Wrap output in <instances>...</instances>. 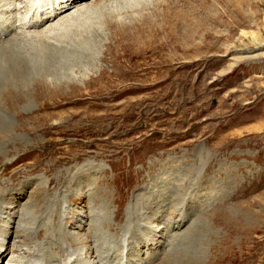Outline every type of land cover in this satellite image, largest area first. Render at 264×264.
I'll return each mask as SVG.
<instances>
[{"label":"rangeland","instance_id":"1","mask_svg":"<svg viewBox=\"0 0 264 264\" xmlns=\"http://www.w3.org/2000/svg\"><path fill=\"white\" fill-rule=\"evenodd\" d=\"M56 1L40 0L44 10ZM72 1L21 24L54 21ZM96 1L46 30L0 41V235L5 217L15 214L16 226L30 202L36 212L24 211L23 234L39 213L34 227L45 229L67 197L76 212L95 215L104 246L118 241L106 225L118 238L131 229L125 242L158 240L154 250L179 237L172 248L163 243L156 264H264V0ZM42 55L51 77L32 72ZM52 59L65 66L54 72ZM19 185L25 193L11 198ZM81 224L83 240L90 227ZM73 235L62 243H83ZM36 246L27 247L38 258ZM65 247L52 248L58 264L75 254ZM97 253L92 263L101 264ZM16 255L9 249L3 264ZM151 256L139 259L150 264Z\"/></svg>","mask_w":264,"mask_h":264},{"label":"bare ground","instance_id":"2","mask_svg":"<svg viewBox=\"0 0 264 264\" xmlns=\"http://www.w3.org/2000/svg\"><path fill=\"white\" fill-rule=\"evenodd\" d=\"M67 1V0H66ZM66 1H62V3L63 2H66ZM27 2V1H26ZM57 3H61V2H59L58 0L55 2V5L50 9V11L52 10V9H54L55 7H56V4ZM80 3V2H79ZM82 3V2H81ZM58 5V4H57ZM70 5V4H69ZM61 6V5H60ZM63 8H64V6H63ZM68 8V7H67ZM88 8V7H87ZM85 9V8H84ZM63 10V9H62ZM65 10V9H64ZM63 10V11H64ZM79 10H81V9H79ZM87 10V9H86ZM15 11H18V9H15ZM32 11V10H31ZM31 11H30V13L28 12L26 15H28V14H30L31 15ZM38 11H40L39 9L37 10H35L33 13H34V15H35V13H37ZM50 11H48V13H50ZM53 11V10H52ZM61 11V10H60ZM69 11V10H68ZM13 11L12 10H8L6 13H12ZM43 11H40V13H42ZM79 12V11H78ZM6 13H3V11H1L0 10V41H3V40H6L7 38L9 39V38H11V37H14V36H16V35H18V34H21L22 33V35H28V34H26L28 31V29L29 28H25L24 29V27H23V24H21L22 22H23V20L25 19V17H26V15L25 16H21L18 20L16 19V18H14V20L10 23V24H12L13 26H15L16 27V29H14V31L13 30H6V27H7V24H9L8 23V18H6V17H3V14H6ZM33 13H32V15H33ZM44 14H45V12H43ZM42 13V14H43ZM67 13V12H66ZM72 13V12H71ZM78 15H79V13H77ZM32 15L30 16L31 18H32ZM34 15H33V17H34ZM40 15V14H39ZM57 15H58V13H57ZM62 15H64V14H62ZM44 16V15H43ZM29 17V18H30ZM46 17V16H45ZM44 18V17H43ZM48 18V17H47ZM46 18V19H47ZM65 18V17H64ZM42 19V18H41ZM57 19H59V17L57 18ZM40 20V19H39ZM48 20V19H47ZM17 21H20V22H17ZM45 21V20H44ZM35 22V21H34ZM29 23V22H28ZM31 23V22H30ZM44 24H46V23H44ZM33 25V24H32ZM52 24H50L49 26H51ZM5 26V27H4ZM12 26V27H13ZM22 27H23V30L21 31L20 29H22ZM37 28V27H36ZM124 28V27H123ZM38 34V33H37ZM39 35V34H38ZM36 37H38V36H36ZM15 38V37H14ZM14 38L12 39V40H10V41H8V42H6V43H9V42H12V41H14ZM10 45H12V44H14V42L13 43H9ZM40 44V43H39ZM38 46V45H37ZM40 46H42V45H40ZM39 46V47H40ZM87 48V47H86ZM41 49V48H40ZM43 49H45L44 48V46H43V48L41 49V51H43ZM60 52V51H59ZM56 53V52H55ZM61 54L63 55V58H64V55H68V54H71V53H69V52H65V54H63V52H61ZM76 54V53H75ZM69 56V55H68ZM31 57V56H30ZM37 58V60H39L37 63H34V64H32V67H33V71L32 72H38V74H40V75H44L43 77L44 78H46V77H51L52 75L50 74V72H49V67H44V65H43V62H42V60H43V55L42 56H37L36 57ZM70 58V57H69ZM52 62L54 63L53 65H51V70H55L54 72H57V69H58V67H63V66H65V64L63 65V59H59V60H56V59H52ZM30 63H32V62H30ZM67 64V63H66ZM47 66V65H46ZM28 67H25L24 68V72H26V69H27ZM24 86H26V84H25V82H24ZM23 86V87H24ZM7 206H9L8 204H7ZM3 214V213H2ZM13 217V218H12ZM14 217H15V214H9L7 217H5V221H6V229H4L5 230V234H3V235H0V262H2L3 260H4V257H5V255H6V251L8 250V244H9V241L7 240L8 239V237H9V228H10V226H11V222H9V220L11 219H13V222H15L14 221ZM2 217L0 216V219H1ZM25 220V219H24ZM23 220V221H24ZM60 221V220H59ZM26 223V222H25ZM23 226V225H22ZM25 226V225H24ZM49 226V225H48ZM48 226L45 228V229H43L44 230V233H42L44 236H45V233H46V235L48 236L49 234L50 235H52V236H55V238H56V236H59L58 235V233H57V231H55V230H53L52 231V229H48ZM1 227V226H0ZM60 227H62V226H60ZM179 227H180V225H178V227H176V225H174V226H172V231H174V230H179ZM23 229V228H22ZM21 229V227H19V231L20 232H22L21 234H18V236L20 235H25V234H23L24 232H23V230ZM154 230V229H153ZM60 231V230H59ZM155 232H158V231H155ZM49 235V236H50ZM75 235H73V237H74ZM155 236H156V234H155ZM29 238L30 236H27V235H25V238ZM33 238V237H32ZM68 238V237H67ZM76 238V237H75ZM74 238V239H75ZM90 238V237H89ZM126 239V238H125ZM57 240V239H56ZM174 240H177V238L176 239H174ZM173 240V241H174ZM52 241H55V239L54 240H52ZM76 241V240H75ZM78 241V240H77ZM88 241V240H87ZM90 241V240H89ZM173 241L171 242L170 241V243L169 244H167L166 245V247L167 246H172V243H173ZM134 242H136V239L135 238H132V237H130V239L127 241V242H125V241H123V248H126V250L129 248V244H131L133 247H134ZM137 242H139V241H137ZM136 242V243H137ZM140 243V242H139ZM72 244H74V245H76L75 243H72ZM22 245V244H21ZM73 245V246H74ZM158 244L157 243H155V245L154 246H157ZM25 246V245H24ZM24 246L22 245V247H20L19 245L16 247V249L17 250H22L23 251V249H24ZM141 246V245H140ZM149 246H153V244H145L144 243V248H148ZM27 247V246H26ZM34 247H35V245H34ZM37 247V246H36ZM136 247H137V245H136ZM57 248V247H56ZM59 248V247H58ZM66 248V247H65ZM32 249V248H31ZM37 249H38V247H37ZM131 249H133L132 247H131ZM55 250V249H54ZM64 250V249H63ZM70 250V249H69ZM34 251H36V250H34ZM61 251V250H60ZM54 252V251H53ZM57 252V251H56ZM64 252V251H63ZM67 252H68V250H67ZM71 253V252H70ZM129 253V252H128ZM60 254V253H59ZM96 255L98 254V256H99V253H95ZM100 255H101V257H99V258H102V254L100 253ZM61 256H63L62 254H61ZM40 257V256H39ZM38 257V258H39ZM52 257H54L53 255H52ZM56 257H58V256H56ZM66 256H64V258H65ZM68 257H71V256H68ZM37 257L36 258H34V260L32 261V264H34L35 262H41L39 259H38ZM60 258V257H59ZM58 258V259H59ZM97 258V257H96ZM115 258V257H114ZM54 260V259H53ZM61 260H62V258H61ZM60 260V261H61ZM64 260V259H63ZM69 260H71V262H70V264L72 263V264H78V263H76V261H77V259H76V261L74 260V256H73V258L71 259V258H69ZM73 261V262H72ZM141 261V260H140ZM63 262V261H62ZM65 262H66V259H65ZM69 262V261H68ZM98 262V261H97ZM57 264H58V262H56ZM60 263V262H59ZM92 263V262H91ZM99 263V262H98ZM40 264V263H39ZM85 264V263H84ZM87 264V263H86ZM89 264H90V262H89ZM92 264H94V263H92ZM143 264H146V263H143Z\"/></svg>","mask_w":264,"mask_h":264}]
</instances>
